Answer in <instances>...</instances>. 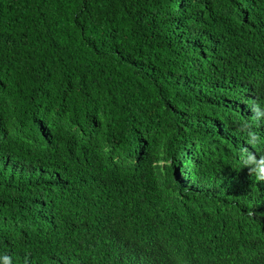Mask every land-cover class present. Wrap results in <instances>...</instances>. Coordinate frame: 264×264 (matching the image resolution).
<instances>
[{
	"label": "trees",
	"instance_id": "16d2710c",
	"mask_svg": "<svg viewBox=\"0 0 264 264\" xmlns=\"http://www.w3.org/2000/svg\"><path fill=\"white\" fill-rule=\"evenodd\" d=\"M257 103L264 0H0V264H264Z\"/></svg>",
	"mask_w": 264,
	"mask_h": 264
},
{
	"label": "clouds",
	"instance_id": "9594fccd",
	"mask_svg": "<svg viewBox=\"0 0 264 264\" xmlns=\"http://www.w3.org/2000/svg\"><path fill=\"white\" fill-rule=\"evenodd\" d=\"M254 119H264V110L261 109L260 104H253L251 107ZM237 126L241 132L246 134L247 145L251 149H256L259 144L264 143V138L254 132L246 121L237 122ZM250 148L244 147L241 149V167H248L251 175H254L256 181H264V155L257 156Z\"/></svg>",
	"mask_w": 264,
	"mask_h": 264
}]
</instances>
